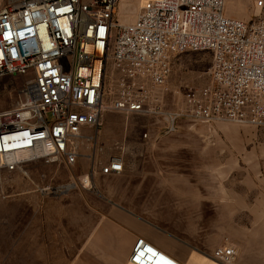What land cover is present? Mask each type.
<instances>
[{
	"label": "built area",
	"instance_id": "2783aa9c",
	"mask_svg": "<svg viewBox=\"0 0 264 264\" xmlns=\"http://www.w3.org/2000/svg\"><path fill=\"white\" fill-rule=\"evenodd\" d=\"M118 4L8 0L0 9V76L24 78L15 104L0 110V175L39 160L74 165L80 142L96 141L105 111L161 115L165 134L179 119L264 128V0H254L247 20L226 15L225 0H144L132 21L119 23ZM187 50L211 52L209 80L188 85L183 103L165 110L174 56ZM123 169L113 156L101 172ZM81 183L90 184L89 173ZM238 255L225 240L208 257L232 264ZM128 263L186 264L144 237Z\"/></svg>",
	"mask_w": 264,
	"mask_h": 264
},
{
	"label": "crops",
	"instance_id": "0c3cea01",
	"mask_svg": "<svg viewBox=\"0 0 264 264\" xmlns=\"http://www.w3.org/2000/svg\"><path fill=\"white\" fill-rule=\"evenodd\" d=\"M231 15L244 17L245 11ZM202 129L209 162L217 166L210 171L221 176L202 180L186 173L145 172L131 174L122 187L128 194L118 198L74 188L50 197L46 206L4 205L0 264H130L138 237L186 264H220L205 255L216 248L219 235L200 242L184 230L222 227L224 216L241 230L233 233L240 264L264 262V140L254 137L258 128L249 125L217 122ZM90 197H96L94 204Z\"/></svg>",
	"mask_w": 264,
	"mask_h": 264
},
{
	"label": "rangeland",
	"instance_id": "374dc122",
	"mask_svg": "<svg viewBox=\"0 0 264 264\" xmlns=\"http://www.w3.org/2000/svg\"><path fill=\"white\" fill-rule=\"evenodd\" d=\"M143 1L119 0L115 21L119 23L132 21ZM7 3L8 0H0V9ZM242 9L245 11V16L240 18L246 20L253 18L254 0H225L226 15L232 16V12ZM211 61V52L208 50H187L177 53L173 59L172 71L161 107L165 110H176L183 103V95L188 85H205L209 80ZM23 80V77L16 74L0 76V110L15 104L17 89L23 84ZM162 122H164L163 117L156 114L105 111L96 141L80 142V155L74 165L67 166L63 161L48 164L39 160L25 164L22 170L2 172L0 211L2 206L7 204L46 206L50 197L62 196L66 191L74 188L88 190L94 195H100L102 190L106 194V200L111 197L118 198L128 194V190L123 191L122 187L129 184L127 179L131 174L186 173L193 174L202 180L209 178L211 174L217 177L222 175L219 171H210L217 166L210 164L208 150L203 147L208 142L207 135L202 129L204 124L181 119L176 131L165 134L161 129ZM256 134L258 140H264V128H258V131L253 133L254 137ZM247 135L250 134L247 133ZM113 156L123 158L124 169L116 175L106 176L101 172V167ZM87 173L90 174V184L84 187L81 179ZM46 185L53 187L70 185V187L65 191L59 189L51 192L42 191L41 188ZM27 195L35 198L30 199ZM26 196L28 198L23 199ZM89 199L92 204L96 202V197ZM14 216L16 217L15 213ZM37 216L41 217L42 214L38 213ZM246 216L240 215L243 220H246ZM222 220V227L219 228L185 229L184 231L191 240L195 237V240L200 239V242L212 240L219 235L220 239L215 247L225 240L237 245L233 239V233H240L241 230L230 227L226 216ZM212 252L207 253L208 256ZM240 256L241 254L232 264H240ZM249 264H264V262L252 261Z\"/></svg>",
	"mask_w": 264,
	"mask_h": 264
},
{
	"label": "bare ground",
	"instance_id": "6f19581e",
	"mask_svg": "<svg viewBox=\"0 0 264 264\" xmlns=\"http://www.w3.org/2000/svg\"><path fill=\"white\" fill-rule=\"evenodd\" d=\"M68 187H70V185H67Z\"/></svg>",
	"mask_w": 264,
	"mask_h": 264
},
{
	"label": "water",
	"instance_id": "95a60500",
	"mask_svg": "<svg viewBox=\"0 0 264 264\" xmlns=\"http://www.w3.org/2000/svg\"><path fill=\"white\" fill-rule=\"evenodd\" d=\"M55 160L57 159V158H54Z\"/></svg>",
	"mask_w": 264,
	"mask_h": 264
}]
</instances>
